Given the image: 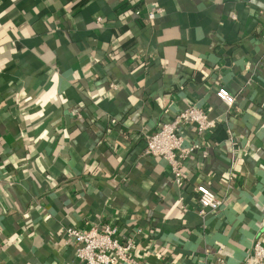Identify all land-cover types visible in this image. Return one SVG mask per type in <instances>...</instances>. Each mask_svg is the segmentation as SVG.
<instances>
[{
    "label": "crops",
    "instance_id": "obj_1",
    "mask_svg": "<svg viewBox=\"0 0 264 264\" xmlns=\"http://www.w3.org/2000/svg\"><path fill=\"white\" fill-rule=\"evenodd\" d=\"M189 105L216 125L181 128L207 156L179 189L144 136ZM200 184L222 199L202 219ZM102 223L139 264L264 246V0H0V264H80L62 228Z\"/></svg>",
    "mask_w": 264,
    "mask_h": 264
},
{
    "label": "built area",
    "instance_id": "obj_2",
    "mask_svg": "<svg viewBox=\"0 0 264 264\" xmlns=\"http://www.w3.org/2000/svg\"><path fill=\"white\" fill-rule=\"evenodd\" d=\"M160 13L159 8H152L145 13V19L151 21ZM135 15H139L136 11ZM216 97L229 110L235 97L221 87L216 89ZM216 119H210L200 108L192 105L173 115L171 120L158 126L154 132L144 136V156L161 158L167 167L172 183L179 188L183 182V162L193 153L199 152L202 158L207 156L205 148L199 143L183 146L180 130L191 127L197 134L210 132L215 128ZM196 214L204 218L216 213L222 199L215 196L203 185L195 187ZM63 245L71 246L74 260L80 264H139L133 251L131 237H120L116 226L102 223L88 229L74 227L62 228ZM140 229L135 234H139ZM212 264V263H204ZM216 264H223L218 262ZM244 264H264V246L255 241L251 244Z\"/></svg>",
    "mask_w": 264,
    "mask_h": 264
}]
</instances>
